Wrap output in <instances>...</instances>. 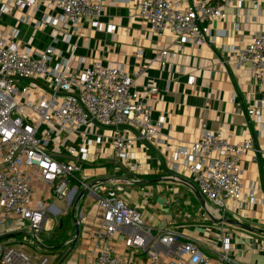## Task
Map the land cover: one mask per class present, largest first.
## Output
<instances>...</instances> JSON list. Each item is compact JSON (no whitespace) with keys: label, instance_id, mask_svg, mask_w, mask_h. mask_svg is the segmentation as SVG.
<instances>
[{"label":"built area","instance_id":"obj_1","mask_svg":"<svg viewBox=\"0 0 264 264\" xmlns=\"http://www.w3.org/2000/svg\"><path fill=\"white\" fill-rule=\"evenodd\" d=\"M14 5L35 12L41 6L50 8L69 24L91 18L94 26H99L104 12L102 0H15ZM135 5L154 33L170 32L176 39L199 45L211 33V20L226 18L224 6L217 0H136ZM11 8L10 2L0 0V22L11 14ZM15 33L0 28V228L4 227L0 229V264H55L61 257L44 242L54 208L48 200L66 198L70 178L94 160L89 150L94 143L91 137L86 147L65 146L68 136L82 134L84 127L89 128L85 130L88 136L98 135L94 128L111 130L112 153L107 158L132 176L112 184L101 180L90 184L91 191L99 194L103 210L101 230L90 235L96 248L92 264H247L231 257L229 233L222 236V245L211 255L199 239L171 228V222L150 226L138 207L127 205L126 186L144 184L140 178L133 180L143 168L132 162L134 142L156 144L161 135L150 104L158 97L157 88L140 89L135 77L141 76L145 67L130 73L121 65L94 61L77 73L69 65L73 54L62 65H54L52 46L35 54L23 52L14 42ZM174 55L162 50L161 65ZM141 57L138 51L136 58ZM231 63L237 69H247L263 90L264 30L234 48ZM36 82L41 83L33 84ZM246 114L264 130L262 107L249 108ZM254 144L253 136L236 145L221 131L205 130L196 141L177 146L180 162L176 170H186L198 185L210 216L223 217L232 209L231 202L241 200L240 158L252 151ZM35 192L41 196L34 198ZM15 233L20 235L18 239L7 238ZM117 235L122 246L114 241ZM72 243L73 239L68 240L62 247Z\"/></svg>","mask_w":264,"mask_h":264},{"label":"crops","instance_id":"obj_2","mask_svg":"<svg viewBox=\"0 0 264 264\" xmlns=\"http://www.w3.org/2000/svg\"><path fill=\"white\" fill-rule=\"evenodd\" d=\"M3 1L10 2L12 11L0 22V28L8 34L16 32L14 42L23 52L35 54L52 46L54 65H62L73 54L69 65L77 73L92 66L94 61L105 66L121 65L130 73L145 67V72L135 77L140 89L157 88L158 97L150 104L152 120L159 123L161 135L156 144L134 142L132 162L140 163L143 168L133 180L140 178L147 189L141 194L137 186L144 184L127 185L125 199L142 209L148 225L157 227L172 222L170 208L178 210L181 200L187 204L197 200L203 208L207 203L204 197L201 202L199 187L187 171L176 170V164L180 162L177 146L189 145L205 130L221 131L236 145H242L248 136H253V150L240 158L243 196L240 201L231 202L232 209L222 217L238 221L244 227L220 222L216 223L221 225L215 232L231 235L232 258L247 264H264V130L246 114L249 108L264 109V89L257 86L247 69H237L231 63L233 49L243 46L254 34L264 30V0L231 3L217 0L224 6L226 18L211 20V33L202 45L183 42L170 32L154 33L149 22L138 15L136 0H102L104 12L99 26H94L91 18L69 24L62 22L60 13L50 8L41 6L35 12L30 8L15 7V0ZM164 49L175 55L168 57L162 66ZM138 51L142 52L140 59L136 58ZM81 58L86 62L81 63ZM86 129L89 128L81 129L82 134L68 136L65 146L86 147L91 137L94 143L89 150L94 160L70 178L66 198L48 200L54 205L51 215L54 219L48 220L43 237L45 244L61 255L55 264L93 263L96 248L90 235L101 230L103 210L98 204L99 194L91 191L90 184L99 180L112 184L116 179L132 177L118 170L115 160L107 158L112 153L111 130L94 128L98 135L88 136ZM42 132L43 129L40 135ZM84 190L87 193L74 211V203ZM40 196L41 192H35L34 198ZM190 206L194 207L193 204ZM60 210L65 213L61 214ZM73 211L80 229L77 241ZM184 227L179 231L191 238H200L211 255L222 245V239L213 242L206 233L194 235ZM19 236L15 233L7 238L18 239ZM71 239V245L62 247ZM114 241L118 246L123 245L120 235L115 236Z\"/></svg>","mask_w":264,"mask_h":264},{"label":"rangeland","instance_id":"obj_3","mask_svg":"<svg viewBox=\"0 0 264 264\" xmlns=\"http://www.w3.org/2000/svg\"><path fill=\"white\" fill-rule=\"evenodd\" d=\"M137 187H138L137 189L139 190L141 194L144 193L143 190H141V188L145 190L147 189L146 184L138 185ZM126 191H127V187H126ZM192 201H193L192 204L194 205V207L190 206L192 204H187L185 200H181L180 202L182 203V205L178 206L180 207L178 210L176 207L170 208L171 210L170 214L173 216V220L170 224V227L173 229L176 228V230H180L181 228H183V226H186L184 227V229L187 232H192L194 233V235H197V234L199 235L200 232L206 233L210 237V239H212L213 242L218 241V240L221 241L222 234L219 233L220 234L219 235L215 232L217 227L219 228L221 224L214 223L208 213V210L203 208L202 205L197 200L193 199ZM126 203L127 205L131 207L137 208V206L130 205L128 202ZM138 210L142 214V209L138 207ZM162 212L165 213L166 211H162ZM49 219L52 220L54 219V217L52 216ZM144 220H146V218H144ZM229 232L232 233L231 228L229 229ZM198 239L201 242V239L200 238Z\"/></svg>","mask_w":264,"mask_h":264},{"label":"water","instance_id":"obj_4","mask_svg":"<svg viewBox=\"0 0 264 264\" xmlns=\"http://www.w3.org/2000/svg\"><path fill=\"white\" fill-rule=\"evenodd\" d=\"M87 193V190H84L81 194H79V196L77 197L75 203H74V208L73 210L75 211V208L77 206V204L79 203V201L81 200V198ZM199 198L201 199V202H204V198L203 196L199 193ZM72 202V198L70 199V204ZM74 211H73V214L72 216L74 217L73 218V222L75 224V228H76V237H75V241L78 240V236H79V232H80V229H79V225H78V220L77 218L75 217V214H74ZM211 219L215 222V223H220V222H227V223H230L231 225H236V226H240V227H244V225H242L241 223H239L238 221H235V220H231V219H227V218H222V217H215L213 215L210 216ZM62 223V221H61Z\"/></svg>","mask_w":264,"mask_h":264}]
</instances>
